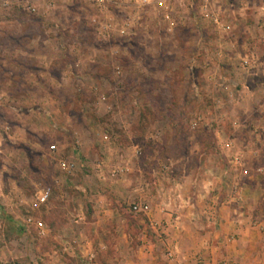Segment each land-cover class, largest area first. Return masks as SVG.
I'll use <instances>...</instances> for the list:
<instances>
[{"label": "rangeland", "instance_id": "374dc122", "mask_svg": "<svg viewBox=\"0 0 264 264\" xmlns=\"http://www.w3.org/2000/svg\"><path fill=\"white\" fill-rule=\"evenodd\" d=\"M34 1L37 14L0 3V264H62L61 241L93 225L107 240L100 253L116 258V226L140 230L134 189L155 203L185 173L186 196L217 181L212 208L259 188L254 215L264 221V0L215 1L225 27L187 0L171 4V19L164 8ZM193 195L201 219L215 217ZM114 205L120 213L106 211ZM30 214L50 231L28 225Z\"/></svg>", "mask_w": 264, "mask_h": 264}, {"label": "crops", "instance_id": "0c3cea01", "mask_svg": "<svg viewBox=\"0 0 264 264\" xmlns=\"http://www.w3.org/2000/svg\"><path fill=\"white\" fill-rule=\"evenodd\" d=\"M215 1L218 8L220 7L219 2H223V0H213V2L210 0L209 10L217 15L221 23L225 25L226 21L223 15L214 9ZM187 3L191 6H201L203 2L202 0H187ZM210 21L212 22V20ZM212 23L216 27H221ZM232 162L239 163L238 160ZM223 169H225L224 174L226 175L227 168ZM190 176L189 173H185L182 177L186 178L185 180L188 182ZM173 179L176 178L173 177ZM207 179L209 181L205 185L207 189L205 191L200 189L196 193L199 197L206 198L203 200L205 201L202 206L203 211L214 210L215 217L211 218L209 215H205L206 219H201L196 208L200 200L192 199L193 194L196 193L193 192L186 196L185 191H182L184 186L190 184L186 181L187 184L178 181L171 195L167 197L164 194L162 200L155 203L147 202L146 194L141 192V190L144 191L143 186L139 185L134 189L139 201L129 203V210L139 218L140 230L133 236L129 232V225L126 222L121 221L116 226L119 231L118 243L115 244L118 251L116 258L110 257L108 253H100L99 244L104 248L107 246V240L105 239L104 242V240L98 239L103 236V229L97 225L96 227L93 225L95 234L93 233L91 236L84 233L83 226L81 230L71 235L73 238L71 243L62 240L63 252L62 258H60L63 259L65 256L66 262L75 258L74 264L79 261L78 257L80 256L85 259V264H104L105 261L110 262V259L113 260L112 264H225V262L264 264V221L257 220L254 215L258 200L262 195L260 189L256 188L257 196L251 198L241 192L242 187H240V191L237 190L234 192L235 194H229V196L224 195L216 207L212 208L215 204L212 202L218 198L220 193L214 191L218 185L217 181L213 177L207 176ZM225 190L228 192L227 189ZM210 198L212 199L208 201ZM144 202L148 204L144 206ZM135 204L139 206L138 211L133 210ZM119 206L114 205V207L107 208L106 211L120 213ZM35 217L43 220L38 216ZM83 219L84 217L81 216L80 220ZM44 223L46 234L47 231H50V227L45 221ZM162 223L166 224L163 226V231L167 235L165 237L159 235ZM65 261L63 259L60 262L66 264Z\"/></svg>", "mask_w": 264, "mask_h": 264}, {"label": "built area", "instance_id": "2783aa9c", "mask_svg": "<svg viewBox=\"0 0 264 264\" xmlns=\"http://www.w3.org/2000/svg\"><path fill=\"white\" fill-rule=\"evenodd\" d=\"M88 3H92L97 5L101 9H126L128 7H135V8H146V7H154L155 9H165L166 17L171 19V11L172 7L171 4L175 0H86ZM202 14L203 17L209 18L217 25L221 27H225L223 23H221L219 17L214 15L209 10L210 0H202ZM0 3L3 7L10 6L11 8L14 6L21 7L22 9L28 11L32 14H37L40 12V6L34 0H0ZM245 64L248 65L249 61L246 59ZM51 150L56 151L57 146L55 144L51 145ZM58 164L62 170L67 173H73L76 170V163L72 160H67L61 158L58 160ZM119 170L113 169L112 175H118ZM52 196V188L50 186L43 187L41 191L37 195V204L38 205H45L48 203L50 197ZM133 210L138 211L139 206L133 205ZM26 223L28 225L34 226L36 229L39 230L41 233H45L46 225L43 220L36 218L34 215L30 214L26 218Z\"/></svg>", "mask_w": 264, "mask_h": 264}]
</instances>
